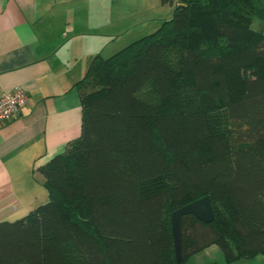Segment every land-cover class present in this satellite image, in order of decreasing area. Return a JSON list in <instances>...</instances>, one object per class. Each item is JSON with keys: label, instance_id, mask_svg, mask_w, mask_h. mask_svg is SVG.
I'll list each match as a JSON object with an SVG mask.
<instances>
[{"label": "trees", "instance_id": "16d2710c", "mask_svg": "<svg viewBox=\"0 0 264 264\" xmlns=\"http://www.w3.org/2000/svg\"><path fill=\"white\" fill-rule=\"evenodd\" d=\"M156 30L75 84L81 129L38 169L46 203L0 222V264H186L264 255V0H160ZM208 196L213 220L170 214Z\"/></svg>", "mask_w": 264, "mask_h": 264}, {"label": "crops", "instance_id": "0c3cea01", "mask_svg": "<svg viewBox=\"0 0 264 264\" xmlns=\"http://www.w3.org/2000/svg\"><path fill=\"white\" fill-rule=\"evenodd\" d=\"M137 5L150 8L149 0H0V89L20 87L28 96L0 123V222L47 202L38 169L80 134L75 84L94 56L106 58L139 38L141 24L124 23ZM186 264L226 263L210 245ZM231 264H264V255Z\"/></svg>", "mask_w": 264, "mask_h": 264}, {"label": "rangeland", "instance_id": "374dc122", "mask_svg": "<svg viewBox=\"0 0 264 264\" xmlns=\"http://www.w3.org/2000/svg\"><path fill=\"white\" fill-rule=\"evenodd\" d=\"M149 5V9L138 5L133 6L132 9L124 13V23L126 27L134 24H141L138 33H136L140 34L139 37L156 30L157 23L160 20L168 18L172 12L166 5L160 4L159 0H149ZM250 28L256 32L264 33V22L254 19Z\"/></svg>", "mask_w": 264, "mask_h": 264}, {"label": "water", "instance_id": "95a60500", "mask_svg": "<svg viewBox=\"0 0 264 264\" xmlns=\"http://www.w3.org/2000/svg\"><path fill=\"white\" fill-rule=\"evenodd\" d=\"M192 215L196 219L209 223L213 220V210L210 204L208 196H203L197 200H194L178 209L173 211L170 214V224L171 232L175 248V258L176 261H180V246H179V226L180 219L184 215Z\"/></svg>", "mask_w": 264, "mask_h": 264}, {"label": "built area", "instance_id": "2783aa9c", "mask_svg": "<svg viewBox=\"0 0 264 264\" xmlns=\"http://www.w3.org/2000/svg\"><path fill=\"white\" fill-rule=\"evenodd\" d=\"M27 93L20 87L0 89V123L8 121L27 103Z\"/></svg>", "mask_w": 264, "mask_h": 264}]
</instances>
